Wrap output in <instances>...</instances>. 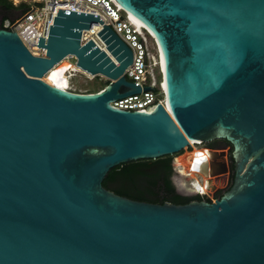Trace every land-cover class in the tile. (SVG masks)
<instances>
[{
    "label": "water",
    "instance_id": "obj_1",
    "mask_svg": "<svg viewBox=\"0 0 264 264\" xmlns=\"http://www.w3.org/2000/svg\"><path fill=\"white\" fill-rule=\"evenodd\" d=\"M116 2L153 33L168 109L111 103L141 87L123 74L132 50L98 14L59 8L39 36L45 56L0 27V264H264V0ZM91 22L118 65L80 43ZM69 54L108 84L80 93L44 81ZM214 138L234 161L214 201L153 203L102 185L122 162ZM208 153L224 173L223 151Z\"/></svg>",
    "mask_w": 264,
    "mask_h": 264
},
{
    "label": "built area",
    "instance_id": "obj_2",
    "mask_svg": "<svg viewBox=\"0 0 264 264\" xmlns=\"http://www.w3.org/2000/svg\"><path fill=\"white\" fill-rule=\"evenodd\" d=\"M8 1L11 4V13L5 18L0 16L1 27L16 31L28 50L33 55L39 56H45L46 54V48L37 45L39 36L45 37L44 42L47 41L50 24H53L54 15H57L59 8L98 14L104 24L110 26L132 50V61L126 66L123 74L128 80L141 87L139 93L114 99L111 103L122 109L146 112H150L157 103H161L165 109H168L163 84L162 61L154 37L144 27L134 25L128 19L126 12L119 8L113 0ZM102 27L103 25L100 22H91L88 29L83 28L81 30L80 43L84 44L91 38L96 45L110 55L106 50L104 41L97 33ZM111 58L118 65V61L112 56ZM62 60L69 62L66 71H78L93 77V75L77 66L74 55L69 54ZM145 86L149 88L145 90ZM193 145L205 147L203 141H193L192 145L188 143L185 147H193ZM190 188L193 190L192 194H199L203 197L206 195L210 201L216 199L212 196L211 187L202 181H199L198 187H194L191 181Z\"/></svg>",
    "mask_w": 264,
    "mask_h": 264
},
{
    "label": "trees",
    "instance_id": "obj_3",
    "mask_svg": "<svg viewBox=\"0 0 264 264\" xmlns=\"http://www.w3.org/2000/svg\"><path fill=\"white\" fill-rule=\"evenodd\" d=\"M10 13L11 4L9 1L0 0V16L5 18ZM108 82L107 80L104 86ZM181 152L182 150L174 155ZM174 155L122 162L108 170L102 180V185L120 195L153 203L184 204L192 200L203 199V196L199 194H182L177 191L172 179L174 169L170 166ZM233 181L234 172L226 190L231 188Z\"/></svg>",
    "mask_w": 264,
    "mask_h": 264
},
{
    "label": "rangeland",
    "instance_id": "obj_4",
    "mask_svg": "<svg viewBox=\"0 0 264 264\" xmlns=\"http://www.w3.org/2000/svg\"><path fill=\"white\" fill-rule=\"evenodd\" d=\"M66 75H67V79H68L69 90L75 91V92H80V93L94 92V91L100 90L104 87V83L107 81V79L103 76L96 75V76L92 77V76H87V75H85L81 72H78V71H75V72L74 71H66ZM42 79L44 81H46L47 83H49L47 80H45L43 78V76H42ZM191 151L194 153L193 156L195 157L196 164L198 166L206 168V170H207V174L204 177L206 185H208L209 187L214 186L215 188H218L221 191H225L227 188V185H228L226 183V179H221L220 182H217L214 184V182H215L214 179H216V177L218 175H214V173H212L210 171V168H209L208 164L206 163L209 160L208 149H206L205 147H202V146L199 147V146L193 145V147H184L180 154H176L173 156L172 163L170 164V166L174 169L173 178L178 179V177H179V172L176 169L175 163H174L175 158L180 156V155L190 154ZM186 178H188V179H186L187 183L185 185H180V183H178V181L176 182V184L178 185V190L180 192H182V194H186L187 192L182 191L181 186H184V188L188 189L189 191L192 190L190 188L191 187L190 184H191V181L193 178L192 179H189V177H186ZM199 178H200V180H202L201 177H199Z\"/></svg>",
    "mask_w": 264,
    "mask_h": 264
},
{
    "label": "bare ground",
    "instance_id": "obj_5",
    "mask_svg": "<svg viewBox=\"0 0 264 264\" xmlns=\"http://www.w3.org/2000/svg\"><path fill=\"white\" fill-rule=\"evenodd\" d=\"M113 1H114V3L116 5L119 6V8L123 9L126 12V15L128 16V19L134 25H137V26H140V27H144L153 36V33L143 23H141V21H139L136 17H134L129 12H127L121 5H119L116 2V0H113ZM161 61H162V66H163L162 57H161ZM68 63H69L68 61L62 60L61 62L56 64L54 67H52L43 76V78L45 80H47L52 85H56L58 87H62L64 89H68L69 90V88H68V79H67V75H66V68L68 67ZM193 155H194V153L191 151L190 154L180 155V156L175 158V161H174L175 167H176V169L179 172V177H178L177 181H178V183H180V185H185L187 183L186 179H188V178H186V177H189V179L193 178L192 182H193L194 187H198L199 186V181H202L204 184H206V182L204 180V177L207 174V170H206V168H203V167L198 166L196 164L195 157ZM199 177H201L202 180H200Z\"/></svg>",
    "mask_w": 264,
    "mask_h": 264
},
{
    "label": "flooded vegetation",
    "instance_id": "obj_6",
    "mask_svg": "<svg viewBox=\"0 0 264 264\" xmlns=\"http://www.w3.org/2000/svg\"><path fill=\"white\" fill-rule=\"evenodd\" d=\"M205 148L208 150H218L223 151V154L219 157L220 161H224L226 163L227 170L216 177L215 183L220 182L221 179H226V183L228 184L227 187L230 184L232 173L234 172V161H233V146L230 142H228L226 139L223 138H214L212 140H208L203 142ZM214 175H217L214 173ZM176 185V189L179 193H182L178 190V185ZM211 186V185H210ZM181 190L187 192L186 194H192L193 190L189 191L188 189L181 186ZM229 190V189H228ZM212 196L214 198L220 197L225 191H221L218 188H215L214 186L211 187ZM203 198H207L205 195Z\"/></svg>",
    "mask_w": 264,
    "mask_h": 264
}]
</instances>
